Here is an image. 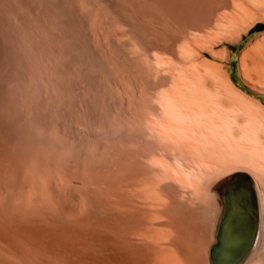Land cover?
<instances>
[{
    "label": "bare ground",
    "instance_id": "6f19581e",
    "mask_svg": "<svg viewBox=\"0 0 264 264\" xmlns=\"http://www.w3.org/2000/svg\"><path fill=\"white\" fill-rule=\"evenodd\" d=\"M259 22L264 0H0V264H218L235 183L234 264H264V104L227 68Z\"/></svg>",
    "mask_w": 264,
    "mask_h": 264
},
{
    "label": "water",
    "instance_id": "95a60500",
    "mask_svg": "<svg viewBox=\"0 0 264 264\" xmlns=\"http://www.w3.org/2000/svg\"><path fill=\"white\" fill-rule=\"evenodd\" d=\"M253 192L250 188V186H243L240 183H235L231 188H230V194H229V199H230V206L235 207L236 211V216H237V221L240 222V229H239V235L237 238L236 242H233L234 250H232V241L229 240V243H227L226 238L231 237L230 234L225 238H223L222 243L219 244L217 252H220L218 255H213L214 263L217 262L218 264H234L236 259L240 255V251L246 247L250 241V236H249V225L251 224L252 219H250V213L251 216L253 217V212L248 211V204L247 202H251L253 199ZM243 230V232H242ZM223 247H226L225 250ZM223 248V250H222ZM232 252V253H231ZM229 253L230 256L228 255Z\"/></svg>",
    "mask_w": 264,
    "mask_h": 264
},
{
    "label": "rangeland",
    "instance_id": "374dc122",
    "mask_svg": "<svg viewBox=\"0 0 264 264\" xmlns=\"http://www.w3.org/2000/svg\"><path fill=\"white\" fill-rule=\"evenodd\" d=\"M263 32H264V22H259L253 28H251L249 33L244 34L242 39L238 43L228 44L229 50L231 53V62L228 63L227 68L230 69V75L233 81L241 90H243L251 98L258 100L264 104V92H260L257 89L252 88L251 85L247 84L242 78L240 74V69H239V58L241 56L242 51L246 47H248L250 43H253L252 41L254 40V38H256V36H258L259 34ZM216 231H217V226H216ZM214 241L215 240H213V242ZM210 248L211 246L209 247V249ZM209 249H208V258H209Z\"/></svg>",
    "mask_w": 264,
    "mask_h": 264
}]
</instances>
